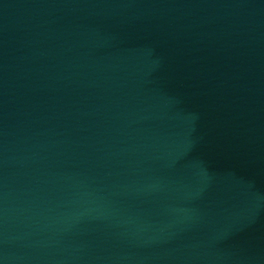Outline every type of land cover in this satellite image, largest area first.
<instances>
[{
    "label": "water",
    "instance_id": "1",
    "mask_svg": "<svg viewBox=\"0 0 264 264\" xmlns=\"http://www.w3.org/2000/svg\"><path fill=\"white\" fill-rule=\"evenodd\" d=\"M0 264H264V0H0Z\"/></svg>",
    "mask_w": 264,
    "mask_h": 264
}]
</instances>
